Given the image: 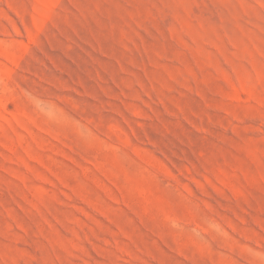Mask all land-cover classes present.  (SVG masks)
<instances>
[{"label": "rangeland", "instance_id": "374dc122", "mask_svg": "<svg viewBox=\"0 0 264 264\" xmlns=\"http://www.w3.org/2000/svg\"><path fill=\"white\" fill-rule=\"evenodd\" d=\"M0 264H264V0H0Z\"/></svg>", "mask_w": 264, "mask_h": 264}]
</instances>
